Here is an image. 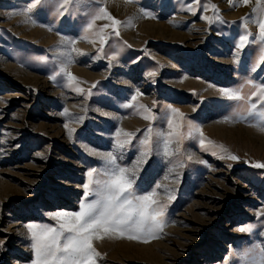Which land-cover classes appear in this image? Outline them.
I'll use <instances>...</instances> for the list:
<instances>
[{"label": "rangeland", "instance_id": "1", "mask_svg": "<svg viewBox=\"0 0 264 264\" xmlns=\"http://www.w3.org/2000/svg\"><path fill=\"white\" fill-rule=\"evenodd\" d=\"M29 2L0 0V264H30L26 225L55 223L49 213L78 210L88 169L100 168V154L113 151L117 128L135 133L122 151L115 150L117 163L131 166L149 124L169 130L163 112L169 104L199 124L206 139L223 143L240 159H228L191 138L184 141L185 158L176 167L179 157H165L162 148H154L138 170L136 187L150 191L159 182L173 190L163 234L147 242L94 240L105 254L101 264H224L230 246L264 243V216L256 215L264 212V169L248 162L264 161V131L245 121L222 120L236 105L218 94L245 78L264 81V66L252 71L255 46L237 50L235 43L243 31L240 18L255 0L249 5L207 0L222 17L211 24L201 19V14L213 15L211 8L204 10L205 0L195 13L184 7L191 0H103L119 20L134 17V26L120 25L119 35L104 29L102 51L98 39L76 41L83 51L72 52L67 67L80 78L83 92L68 86L64 76L50 79L57 70L53 56L60 55L56 45L61 36L81 34L83 10L58 19L37 11L35 23L23 22L16 10ZM140 8L153 15L139 14ZM249 29L257 30L252 23ZM152 69L154 76L145 75ZM137 89V103L158 119L145 120L125 106ZM65 123L75 129L71 135ZM158 192L167 199L163 188ZM247 224L255 225L251 234L239 231Z\"/></svg>", "mask_w": 264, "mask_h": 264}, {"label": "snow or ice", "instance_id": "2", "mask_svg": "<svg viewBox=\"0 0 264 264\" xmlns=\"http://www.w3.org/2000/svg\"><path fill=\"white\" fill-rule=\"evenodd\" d=\"M237 2L249 5L252 0H229L230 5ZM199 6L200 0H191L190 4L184 5L188 11L193 13ZM209 8L213 10V15L201 14V19L209 24L214 20L222 21L218 6L205 0L204 10L207 11ZM82 10L86 22L80 29L81 34L76 37L61 36L56 45V52L60 55L53 56V60L57 61V70L50 76L53 80L57 76L66 77L68 86H74L77 92L84 91L77 83L80 78L67 67L68 63L72 62L71 53L83 51L75 47L76 41L78 39L88 40L91 37L95 43V39H98L102 51L107 40L104 29H111L119 35V26L122 24L134 26V17H127L124 21L119 20L111 15L103 0H30L25 7L16 10L17 14L26 18L23 22L30 21L31 23L36 22L33 17L37 11L46 14L50 12L53 19H58L65 14L74 15ZM138 12L149 17L153 15L143 8L138 9ZM100 19H107L111 23L96 25L95 22ZM240 19L243 31L235 41L236 48L240 50L248 45L255 46V56L252 60V71H255L256 67L264 66V0H255L251 12ZM249 23L256 25L255 32L249 29ZM45 27L51 30V25H45ZM117 54L113 51L111 56L114 58ZM38 59L46 61L48 57L41 56ZM155 74L156 69L145 73L151 76ZM211 87L216 86L211 85ZM88 94H91V89L88 90ZM137 94H140L139 89L127 100L125 106L136 108L138 114L145 120L158 119L147 105L137 103ZM218 94L234 101L236 105L229 114L221 118L222 120L226 122L245 121L260 131H264V81L245 78L243 83L235 88H219ZM68 112L69 110L65 108L64 114ZM163 112L169 130L165 132L149 124L144 129V135L139 137V151L131 166L117 163L119 157L115 154V150L122 151L131 142L135 133L117 128L114 134L116 138L113 151L100 154L104 161L100 168L88 169L87 180L83 185L84 196L79 200L78 210L61 209L49 213L48 215L54 219L55 223L30 222L26 225L33 257L30 264H101V258L105 254L94 246V240L126 237L147 242L163 234L168 211L167 205L175 198L173 190L159 182L150 191H141L136 187L138 170L147 161L154 148L156 151L162 148L165 157H179L176 167H179L185 158L184 141L191 138H198L202 147L208 144L217 148L228 159H240L223 143L206 139L202 127L187 119L186 114L180 109L169 104L164 106ZM78 119L82 120L83 117H78ZM65 128L68 129L69 135L75 131L69 128L67 123H65ZM216 154L213 152V155ZM224 155L220 158L223 159ZM186 159H192L191 155H188ZM200 162L207 163L206 161ZM248 162L264 169V161ZM159 188L164 189L167 199H160ZM256 215L264 216V212L257 211ZM254 228L255 225L252 224L240 225L239 231L251 234ZM261 235L264 236V233ZM2 243L0 241V244ZM224 264H264V243L254 240L243 248L232 249L230 246L229 254L224 257Z\"/></svg>", "mask_w": 264, "mask_h": 264}]
</instances>
